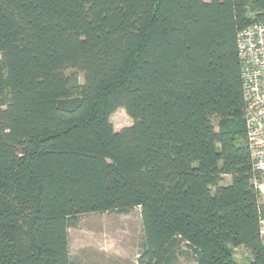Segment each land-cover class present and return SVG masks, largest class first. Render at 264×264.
<instances>
[{
    "label": "trees",
    "instance_id": "1",
    "mask_svg": "<svg viewBox=\"0 0 264 264\" xmlns=\"http://www.w3.org/2000/svg\"><path fill=\"white\" fill-rule=\"evenodd\" d=\"M262 19L264 0H0V264H79L77 218L136 207L138 264H264L238 55Z\"/></svg>",
    "mask_w": 264,
    "mask_h": 264
},
{
    "label": "rangeland",
    "instance_id": "2",
    "mask_svg": "<svg viewBox=\"0 0 264 264\" xmlns=\"http://www.w3.org/2000/svg\"><path fill=\"white\" fill-rule=\"evenodd\" d=\"M2 55L0 53V60ZM2 66V64H0ZM5 77V70L1 69ZM66 73L82 80L83 75L75 68L66 69ZM9 97L7 86L1 89L0 101ZM115 130L132 125V118L122 108L111 115ZM217 126V119L213 120ZM231 182L225 176L222 184ZM70 254L74 262L79 264H138L137 256L143 237V223L140 208L136 207L128 214L88 213L80 215L76 224L68 229ZM239 264H248L250 253L242 246L234 248ZM179 264H195L191 258H181Z\"/></svg>",
    "mask_w": 264,
    "mask_h": 264
},
{
    "label": "built area",
    "instance_id": "3",
    "mask_svg": "<svg viewBox=\"0 0 264 264\" xmlns=\"http://www.w3.org/2000/svg\"><path fill=\"white\" fill-rule=\"evenodd\" d=\"M238 55L246 101L244 117L253 184L264 206V19L253 22L239 33ZM261 233L264 236V215Z\"/></svg>",
    "mask_w": 264,
    "mask_h": 264
}]
</instances>
